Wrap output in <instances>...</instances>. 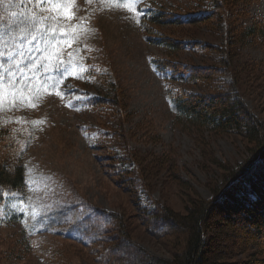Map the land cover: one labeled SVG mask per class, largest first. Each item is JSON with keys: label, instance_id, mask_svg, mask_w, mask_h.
I'll return each instance as SVG.
<instances>
[{"label": "rangeland", "instance_id": "374dc122", "mask_svg": "<svg viewBox=\"0 0 264 264\" xmlns=\"http://www.w3.org/2000/svg\"><path fill=\"white\" fill-rule=\"evenodd\" d=\"M64 7L72 10L71 21L57 11ZM205 8V3L196 0H0V75L5 81L0 88V122L22 127L26 140L22 155L25 186L21 191L4 194L0 238L21 233L35 249L31 257L25 256L17 264H47L51 246L61 238L81 246L75 248L70 264H96L91 254L93 242L113 236L114 232L105 233L106 222L117 227L105 214L108 212L121 214L132 240L157 258L168 260L182 248L183 236H154L141 222L131 193L118 182L116 167L107 156L109 151L122 153L117 136L112 134V121L89 101L111 96L97 74L118 83L125 91L127 111L131 113L125 124L130 148L140 153L170 152L176 160L190 189L161 174L153 189L161 204L184 212L191 190L210 200L213 187L222 183L225 173L209 162V155L215 161L236 166L246 156L245 142L234 134L204 132L201 137L195 127L176 117L172 106L175 93L182 88H200L161 70L157 60L204 65L211 64L209 57H218L221 51L206 54L189 48L170 49L157 40L207 39L217 45L221 41L211 38L204 26L184 23L172 27L142 19L151 11L184 16ZM249 12L257 19L263 18L264 0H254ZM250 21L247 18V23ZM51 33L56 34L55 38ZM37 48H47L44 56L48 57V70L41 69L27 91L17 92L19 102L13 108L9 103L8 72L20 75L16 64H30V57L40 55ZM240 51L243 61L261 67L259 76L247 71L241 97L264 122V40L248 42ZM229 70L220 76L224 81L232 78ZM25 75H29L27 70ZM216 216L219 221L221 216ZM242 226L234 217L222 227L216 234L219 240L215 250L223 251L220 248L226 241H242ZM259 240L264 242V237ZM5 248L0 241V258Z\"/></svg>", "mask_w": 264, "mask_h": 264}, {"label": "trees", "instance_id": "16d2710c", "mask_svg": "<svg viewBox=\"0 0 264 264\" xmlns=\"http://www.w3.org/2000/svg\"><path fill=\"white\" fill-rule=\"evenodd\" d=\"M196 1L198 4L205 3L207 8L184 16L162 10L151 11L142 19L172 27L184 23L204 26L211 38L220 39L221 43L217 45L207 39L187 41L159 37L157 43L170 49L189 48L206 54L212 50L221 52L218 57H209L213 60L211 64L162 59H158L157 63L161 70L170 71L187 85L200 88L197 91L182 88L175 93L172 103L175 116L195 127L201 137L204 132L242 137L246 156L236 166H229L215 161L208 151L209 162L215 163L225 173L222 183L213 187L212 198L204 199L191 190L184 212L161 204L153 195L155 182L158 177L162 178L161 174L181 186L190 187L179 173L170 152L140 153L130 148L125 124L131 113L127 111L125 91L118 83L107 81L106 75L97 74L107 85L111 96L95 97L89 102L99 108L104 118L112 121V134L117 136V145L122 153L109 151L107 156L116 167L118 182L131 193L137 215L151 235L174 234L183 236V239L182 248L174 252L172 258H157L132 240L121 214L108 212L105 214L117 223V227L114 224L110 227L111 224L106 222L105 233L114 232L113 236L106 235L93 242L91 254L95 256L96 264H264V242L259 240L264 237V122L245 105L241 97L247 71L251 70L253 75L259 76L261 67L254 62L243 61L240 51L242 45L248 42L264 40V17L257 19L251 16L249 7L254 0ZM247 18L251 20L248 23ZM226 70L230 71L231 80L221 79ZM24 134L22 127L0 122V203L4 194L21 191L25 186L22 163L26 148ZM216 215L221 216L219 221H216ZM234 217H238L243 225V240L238 243L226 241L220 248L223 251H216L214 246L219 240L216 234ZM19 234L0 238L6 245L0 258L3 264H17L23 257H31L35 252L30 242ZM78 247L81 246L73 240L59 239L51 246L47 264H70V258Z\"/></svg>", "mask_w": 264, "mask_h": 264}, {"label": "snow or ice", "instance_id": "6c2138e0", "mask_svg": "<svg viewBox=\"0 0 264 264\" xmlns=\"http://www.w3.org/2000/svg\"><path fill=\"white\" fill-rule=\"evenodd\" d=\"M36 2H41V0H36ZM49 3H55V0H48ZM57 11H61L63 16L71 21L73 19L72 16V10L70 7H64V8H57ZM53 38H55L56 34L51 33L50 34ZM36 38L33 37V40ZM29 44H31V41H29ZM37 52L40 53V55L36 57H30L31 63L28 64L27 62H21L16 64V69L20 72V75L16 76L14 71L8 72V85L10 87V96L11 100L9 101L10 105L14 108L16 104L19 102L16 98L17 92L23 93L28 90L29 87L32 86V81L37 79V73L41 72V69H43L45 72L48 70L45 64V61H47L48 57L44 56V53L47 52V48L45 49H36ZM2 55V53H0ZM21 58L23 57V53L20 54ZM56 67H59V63L56 65ZM29 73V75H25V71ZM0 71H3L2 65H0ZM68 69H65V72H67ZM43 73H41V76ZM15 76V79L13 80L12 77ZM27 80V84H24L23 81ZM5 84L4 77L0 75V88H2ZM57 95L60 93L57 92ZM22 98V97H21ZM0 102H2V96H0Z\"/></svg>", "mask_w": 264, "mask_h": 264}]
</instances>
